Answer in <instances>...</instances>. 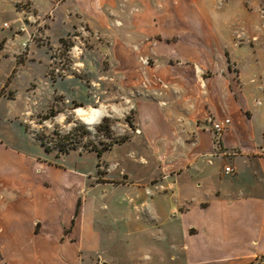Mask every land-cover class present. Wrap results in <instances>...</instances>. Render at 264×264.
I'll list each match as a JSON object with an SVG mask.
<instances>
[{
	"label": "rangeland",
	"instance_id": "374dc122",
	"mask_svg": "<svg viewBox=\"0 0 264 264\" xmlns=\"http://www.w3.org/2000/svg\"><path fill=\"white\" fill-rule=\"evenodd\" d=\"M63 1L0 0V138L51 166L45 186L79 193L75 224L102 240L83 252L87 262L134 264L167 248L171 216L153 203L180 190L196 129L220 120L212 107L227 90L239 97L247 56L261 67L250 82L263 105L264 0H92L88 12L76 0L53 10ZM92 145L108 149L99 157Z\"/></svg>",
	"mask_w": 264,
	"mask_h": 264
},
{
	"label": "crops",
	"instance_id": "0c3cea01",
	"mask_svg": "<svg viewBox=\"0 0 264 264\" xmlns=\"http://www.w3.org/2000/svg\"><path fill=\"white\" fill-rule=\"evenodd\" d=\"M71 1L76 2L64 0L53 10ZM82 1L88 12L92 0ZM235 21L230 20L232 29ZM246 59L239 97L227 90L226 104L212 107L218 119L228 117L231 124L220 136L211 122L197 127L198 141L184 158L188 167L176 179L180 190L167 191V202L159 197L153 203L171 216L167 248L139 255L134 264H264V93L263 105L255 107L253 96L260 91L250 78L261 67L250 56ZM216 137L224 152L217 150ZM48 167L0 138V264H97L87 262L83 252L98 251L101 236L87 229L80 233L81 224H75L80 195L70 184L63 189L45 186L47 180L55 182L54 173L44 175ZM178 197L190 202L177 204Z\"/></svg>",
	"mask_w": 264,
	"mask_h": 264
},
{
	"label": "built area",
	"instance_id": "2783aa9c",
	"mask_svg": "<svg viewBox=\"0 0 264 264\" xmlns=\"http://www.w3.org/2000/svg\"><path fill=\"white\" fill-rule=\"evenodd\" d=\"M211 123L215 136H220L223 133V131L231 124V119L225 117L220 120H211ZM225 170L227 173H229L232 170V168L227 166Z\"/></svg>",
	"mask_w": 264,
	"mask_h": 264
},
{
	"label": "trees",
	"instance_id": "16d2710c",
	"mask_svg": "<svg viewBox=\"0 0 264 264\" xmlns=\"http://www.w3.org/2000/svg\"><path fill=\"white\" fill-rule=\"evenodd\" d=\"M127 139H128V136H121V137L116 138L114 143H123ZM91 148L97 152V155L99 157L102 156V154L108 149V147H97L96 145H92ZM46 150L50 151V148L48 146H46ZM79 206H80V201L78 202V207H77L76 214L78 212ZM73 223H74V219H73Z\"/></svg>",
	"mask_w": 264,
	"mask_h": 264
},
{
	"label": "bare ground",
	"instance_id": "6f19581e",
	"mask_svg": "<svg viewBox=\"0 0 264 264\" xmlns=\"http://www.w3.org/2000/svg\"><path fill=\"white\" fill-rule=\"evenodd\" d=\"M84 120L87 124H92L94 123V119L92 117H89V116H84Z\"/></svg>",
	"mask_w": 264,
	"mask_h": 264
}]
</instances>
